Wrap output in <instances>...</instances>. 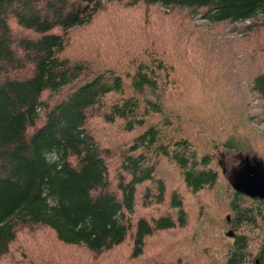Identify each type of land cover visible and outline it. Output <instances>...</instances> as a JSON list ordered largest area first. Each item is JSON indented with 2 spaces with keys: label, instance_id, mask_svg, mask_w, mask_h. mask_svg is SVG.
Returning <instances> with one entry per match:
<instances>
[{
  "label": "trees",
  "instance_id": "16d2710c",
  "mask_svg": "<svg viewBox=\"0 0 264 264\" xmlns=\"http://www.w3.org/2000/svg\"><path fill=\"white\" fill-rule=\"evenodd\" d=\"M123 1L187 9L211 23L264 17V0H0V259L18 227L41 226L95 255L129 241L140 264L150 238L187 223L182 196L157 174L164 159L193 194L224 177L232 237L222 264H264V199L233 187L246 164L264 166V147L258 151L250 137L257 133L236 129L219 140L235 164L218 169L199 140L206 123L182 118L163 98L172 81L162 57L149 54L131 72H97L65 54L72 30L89 24L105 3ZM248 89L264 111V70ZM94 116L120 122L131 140L120 149L102 147L89 131ZM165 203L169 211L146 214Z\"/></svg>",
  "mask_w": 264,
  "mask_h": 264
},
{
  "label": "rangeland",
  "instance_id": "374dc122",
  "mask_svg": "<svg viewBox=\"0 0 264 264\" xmlns=\"http://www.w3.org/2000/svg\"><path fill=\"white\" fill-rule=\"evenodd\" d=\"M69 37L65 54L71 59L81 57L97 72L107 68L131 72L136 63L148 62L149 54L162 57L171 66L172 81L166 90L170 92L162 96L182 118L189 115L199 127L203 126L198 121L206 123L208 133L199 140L206 144L203 148L211 153L218 169L221 166L227 171L235 164L218 141L236 129L257 133L256 137L249 135L263 152L264 111L248 86L251 78L264 70V17L211 23L187 9L107 2L89 24L72 30ZM169 80L166 82L171 83ZM238 116L246 118L237 122ZM222 118L224 122L219 121ZM89 122V131L104 148L120 149L131 140L133 132L124 131L120 122L105 125L99 116ZM190 140L196 147V137L191 135ZM118 162L113 161L115 165ZM157 174L168 190L182 196L187 223L150 238L140 264H222L224 244L232 237L226 226L229 213L224 177L214 189L193 194L182 184L173 163L161 159ZM167 211L165 203L158 209L148 208L146 214L150 217ZM130 250V242L125 241L95 255L84 247L59 242L47 228L21 226L0 264H139L131 258Z\"/></svg>",
  "mask_w": 264,
  "mask_h": 264
},
{
  "label": "water",
  "instance_id": "95a60500",
  "mask_svg": "<svg viewBox=\"0 0 264 264\" xmlns=\"http://www.w3.org/2000/svg\"><path fill=\"white\" fill-rule=\"evenodd\" d=\"M233 187L249 197L264 199V166L258 163L246 164Z\"/></svg>",
  "mask_w": 264,
  "mask_h": 264
}]
</instances>
